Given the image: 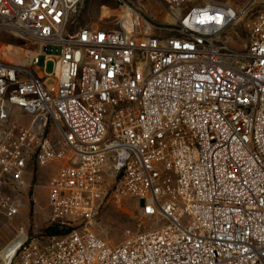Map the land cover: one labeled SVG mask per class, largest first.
I'll use <instances>...</instances> for the list:
<instances>
[{"label": "built area", "instance_id": "1", "mask_svg": "<svg viewBox=\"0 0 264 264\" xmlns=\"http://www.w3.org/2000/svg\"><path fill=\"white\" fill-rule=\"evenodd\" d=\"M112 1L74 28L83 0H0L26 64L0 51V215H18L4 189L28 167L57 166L47 232L20 229L3 264H264V9L235 50L244 9L154 0L159 22ZM114 197L148 226L117 246L93 231Z\"/></svg>", "mask_w": 264, "mask_h": 264}, {"label": "rangeland", "instance_id": "2", "mask_svg": "<svg viewBox=\"0 0 264 264\" xmlns=\"http://www.w3.org/2000/svg\"><path fill=\"white\" fill-rule=\"evenodd\" d=\"M144 10L159 22L166 21V14L156 5L154 0H127ZM159 1V0H158ZM207 2L226 4L234 10L244 9L248 15L243 21L231 26L225 32V40L235 50H243L248 43L247 24L253 17L264 9V0H197L202 5ZM108 8H115L112 0H83L80 13L76 17V26L95 27L94 25L107 23L102 18L109 14ZM108 27V26H103ZM0 51L5 52L8 62L17 65H26L24 62V47L22 43L11 35H0ZM53 61L45 63L42 71L50 75ZM45 84H51L52 79H44ZM57 170L56 165L45 168L32 165L28 167L25 186L20 190L4 189L8 195L15 197L19 204L18 215L7 219L0 215V252L11 244L18 236L20 229L29 237H35L47 232V184ZM139 206L129 197L113 198L102 208L93 231L100 238L112 246L119 245L127 235L147 229L145 225L139 226ZM1 264V262H0Z\"/></svg>", "mask_w": 264, "mask_h": 264}, {"label": "bare ground", "instance_id": "3", "mask_svg": "<svg viewBox=\"0 0 264 264\" xmlns=\"http://www.w3.org/2000/svg\"><path fill=\"white\" fill-rule=\"evenodd\" d=\"M166 19L169 20L167 16H166ZM8 247H10V244L8 246H6L5 248H3V250L0 252V262H1V264H3V261L5 259L4 256L7 253Z\"/></svg>", "mask_w": 264, "mask_h": 264}]
</instances>
